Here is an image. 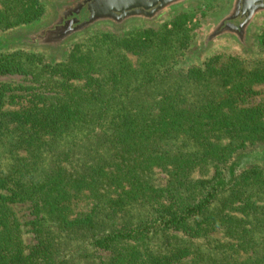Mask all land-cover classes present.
<instances>
[{"label": "trees", "instance_id": "1", "mask_svg": "<svg viewBox=\"0 0 264 264\" xmlns=\"http://www.w3.org/2000/svg\"><path fill=\"white\" fill-rule=\"evenodd\" d=\"M44 9L0 0V34ZM186 20L97 31L59 62L0 55V80L32 84L0 81V264H264V172L235 169L264 146V105L245 104L264 57L228 42L236 53L179 61L207 50Z\"/></svg>", "mask_w": 264, "mask_h": 264}, {"label": "rangeland", "instance_id": "2", "mask_svg": "<svg viewBox=\"0 0 264 264\" xmlns=\"http://www.w3.org/2000/svg\"><path fill=\"white\" fill-rule=\"evenodd\" d=\"M75 0H41V3L44 5L45 9L43 14L40 16V19L36 22L26 23L23 26H20L12 31H7L0 34V55L10 53L11 51L16 50H24V51H34L40 52L46 55L47 59L52 62H59L66 58L67 51L69 52L70 44L81 43L84 42V38L91 33L95 32H106L111 30L115 33H128L131 30L137 29L140 24H143L138 21H131L122 26H114L109 23H97L89 26L85 31H82L78 34H75L69 40H67L60 48L51 49L40 47L36 43V41H23L20 43H10L9 40L12 37H17L23 34H27L39 29H43L48 26L54 19L55 14V6L68 4ZM228 8L227 0H194L184 4H181L178 8L173 9L171 11L165 12L160 17H158L154 22V24H161L165 22H170V20L176 15L180 13H187V20L185 22V34L187 32V38L189 41L191 40V48L197 46L200 43L205 41L209 31L213 28V26L222 18V16L226 13ZM152 24V23H151ZM97 32V33H98ZM21 37V36H20ZM261 38H264V14L259 15L253 24L250 26L248 34L246 36L247 50H240L238 47V52L243 53L248 56H254L256 52H260V58L264 57V50L261 46ZM20 40V39H19ZM232 42V44L237 45L235 41L231 39H218L213 44H211L203 56H199L197 52L192 49L190 52L180 58L179 61L182 62H192L198 63L201 61L206 55H210L214 53L213 51L217 50L218 52H223L225 54L236 53V49H231L226 43ZM215 44V45H214ZM189 47V48H190ZM229 47V48H228ZM182 59V60H181ZM179 67V66H178ZM177 67V68H178ZM29 77H24L18 74L4 75L1 77V82L6 83L9 86V95H20L21 92H24V89L31 86V82L28 80ZM75 84L80 83L79 81H74ZM10 99L5 100L6 106H10V108H14L15 106H11L9 104ZM246 106L248 107H256L257 105H264V85H259L256 87V94L249 96L246 98ZM244 156L242 157L239 165L235 167L236 171L248 169L252 166H258L263 169L264 172V146H259L256 148H250L245 151ZM157 179H160V182L164 179L163 174L157 173ZM164 182V181H163ZM163 182H161L162 185ZM15 211L17 212V216L21 224L25 221L31 219L29 214V209L27 205L24 204H16L13 206ZM27 227L25 224L22 225V229L26 230ZM32 234L27 233L25 235L24 243L27 245H31L32 243Z\"/></svg>", "mask_w": 264, "mask_h": 264}, {"label": "water", "instance_id": "3", "mask_svg": "<svg viewBox=\"0 0 264 264\" xmlns=\"http://www.w3.org/2000/svg\"><path fill=\"white\" fill-rule=\"evenodd\" d=\"M190 1L194 0H75L55 6L54 19L45 28L12 39L35 40L40 47L56 49L92 24L153 23L163 13ZM227 4L226 13L205 38L204 48L225 38L247 50L246 36L255 19L264 14V0H227Z\"/></svg>", "mask_w": 264, "mask_h": 264}, {"label": "flooded vegetation", "instance_id": "4", "mask_svg": "<svg viewBox=\"0 0 264 264\" xmlns=\"http://www.w3.org/2000/svg\"><path fill=\"white\" fill-rule=\"evenodd\" d=\"M35 41V40H34Z\"/></svg>", "mask_w": 264, "mask_h": 264}]
</instances>
